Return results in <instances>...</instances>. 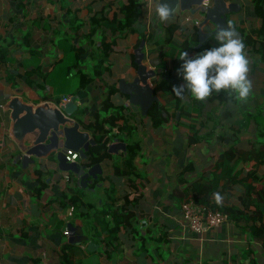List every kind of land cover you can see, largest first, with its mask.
I'll return each mask as SVG.
<instances>
[{
  "label": "crops",
  "instance_id": "1",
  "mask_svg": "<svg viewBox=\"0 0 264 264\" xmlns=\"http://www.w3.org/2000/svg\"><path fill=\"white\" fill-rule=\"evenodd\" d=\"M111 1L0 0V38L9 50L0 61V264H63L61 249L69 244V236L65 235L69 224L81 226L89 238L81 245H73L85 253L80 264H264V246L230 221L204 234L192 233L184 221L176 194L195 178L207 175L214 162L232 145L228 138L217 142L228 132L230 125L241 115L255 113L264 106L261 56L246 51L250 60L249 77L253 82L249 103L228 104L225 110L230 116L217 118L216 127L214 122H208L198 134L199 140L176 121L157 129L149 127L140 108L130 105L128 97L119 88L120 80L130 81L135 74L132 57L138 47L139 34L116 36L117 45L102 65V73L85 88L70 80L72 74L68 73V67L74 63L76 51H83L79 68L93 73V66L102 55L100 39L108 36L107 40H111L109 30H100L91 21V17L101 11L109 20L120 17V6L125 0H118L111 9L106 8L107 2ZM228 1L241 5L237 23L250 29L256 21L251 0ZM148 4L147 19L154 2L148 0ZM203 30L208 32L212 27L209 24ZM24 36H28V43L23 40ZM176 36L182 41L186 39L180 30L176 31ZM163 50V46L150 52L146 48L143 62L156 73L149 84L162 103L158 82L167 75V70H162L158 64ZM31 71L39 75L36 73L32 77L33 84L29 85L26 74ZM112 86L117 92L109 95ZM12 95H20L35 105L53 101L56 97L72 96L76 103L72 118L81 124V130L88 131L96 141V135H100L101 142L106 141L107 145L113 141L109 138V127L101 124L109 114L103 107L104 101L123 104L142 122L134 137L140 141V150L134 160L140 173V178L136 179L137 187L129 186L127 176L122 174V157L125 155L122 151L108 153L109 156H102L97 163L88 156V166L100 164L103 173L87 189L79 188L72 174L58 170L53 159H36L34 164L23 168L21 153L7 135L9 112L2 109ZM213 96L204 102V116L217 104L211 99ZM190 97L186 93L181 99L191 103ZM89 123L98 129L96 134L84 128V124ZM117 124L120 125L121 120ZM213 127L215 135L209 144L204 135ZM258 133L252 123L238 136L248 141ZM90 151L94 158L104 154L101 149ZM109 182L115 188L116 199L128 196V210L132 212L129 223L122 222L121 217H112L111 213L105 215L104 225L122 223L112 240H108L107 233L102 232L103 226L98 225L93 216L110 202V195L104 191ZM242 184L238 179L236 190L232 191L237 202L241 199ZM40 187L43 189L38 196ZM74 189H79L76 195L84 203L80 213L71 212L65 201L64 196L75 194ZM89 243L95 244L91 252L87 249Z\"/></svg>",
  "mask_w": 264,
  "mask_h": 264
},
{
  "label": "trees",
  "instance_id": "2",
  "mask_svg": "<svg viewBox=\"0 0 264 264\" xmlns=\"http://www.w3.org/2000/svg\"><path fill=\"white\" fill-rule=\"evenodd\" d=\"M112 0L107 2L106 8L111 9L115 2ZM251 5L256 18L255 24L250 29L242 26V23H237L239 13L230 14L228 21L231 22L236 29L241 33V38L246 45V51L249 53L259 54L264 63V0H251ZM148 0H125L121 3V16L114 17L109 20L104 11L94 14L91 21L97 25L100 30H109L111 40H107L108 36L100 39L101 59L93 66V73L85 72L79 68V57L82 50L76 51V59L74 63L68 67V73H72V68L79 69L77 75L79 79V87L85 88L89 85L95 77L102 73V65L113 52V47L117 45V37H126L129 34H139V43L141 41L150 42L154 37V30L151 27L149 19L145 16L148 14ZM105 9V8H104ZM180 30L181 35L186 37L185 41L180 40L176 36V31ZM28 36H24L25 43H28ZM138 43V45H139ZM198 45V28H182L179 24L163 29V34L159 42L153 46L148 47L149 52L155 50L158 46H163L164 50L160 54L159 68L167 70V75L158 82L160 90V97L164 103L158 101L153 103L147 114V126L152 128H160L170 121H176L179 125L187 127L197 138L202 128L207 127V123L212 121L217 126L219 121L217 118L223 116L228 118L229 111L225 110L228 104L237 105L234 98H230L228 93L221 92L219 94L213 93L211 99L216 100L217 104L205 116L203 110L204 102H199L191 98V103H186L183 99L177 97L173 93L174 86H180L185 81L179 73L183 61L178 56L181 52L187 51L190 58H195L204 51L213 47H218L217 42L212 36L200 47ZM8 47L0 38V61H3L8 55ZM134 63V57H132ZM105 70V69H104ZM36 71H31L26 74V83L33 84L32 77ZM38 74V73H37ZM39 75V74H38ZM41 76V75H40ZM117 92L115 86L109 90V95ZM54 102L59 103L60 98H53ZM104 109L109 112L106 118L101 122L105 127H109V138L113 142H123L126 144V152L122 157V174L127 176L128 184L133 189L137 187L136 179L140 178L134 160L140 150V141L135 140L139 130V124L142 123L137 120V117L127 110L123 104L113 105L109 100L104 101ZM264 106L259 108L255 113L247 112L241 115L233 124L230 125L228 132L217 139L220 143L225 139H229L232 145L226 149L221 158H218L207 175H201L191 181L182 192L177 191V200L181 203L183 201L194 202L200 208L219 211L227 215L228 221L241 227L245 232L249 233L251 237L264 246ZM180 116L176 120V114ZM185 116V118H182ZM121 120V124L117 121ZM183 120L185 122H183ZM254 123L258 128L259 133L248 140L243 141L238 135L243 129H248ZM207 132L204 137L210 144L215 135V129ZM84 128L92 130L95 134L98 129L89 123L84 124ZM97 144L93 148L95 150H103L104 154L94 158L93 153L89 150L88 156H91L93 163L99 162L104 156H109L108 146L106 141L101 142L100 135H96ZM54 160V156L52 158ZM250 168L249 171L247 169ZM132 177H134L132 179ZM241 179L243 183V190L240 193L241 199L237 202L234 199L233 190H236L237 180ZM100 182V179L99 181ZM38 196L41 195L43 187L38 188ZM106 194L110 195V202L99 212L93 216L98 225H102V232L107 233L108 240L113 239L120 230L121 222L117 221L112 225L105 224L103 218L106 214L111 213L112 217H121L122 222L129 223L132 217V212L129 208L128 196L121 199H116L113 193L115 188L111 182L104 188ZM75 194L64 196L65 201L77 213L84 203L81 201L78 194L79 189H74ZM219 193L222 197V202L217 204L215 201V194ZM134 201V200H132ZM121 203L117 206L115 203ZM80 213V212H79ZM82 216H86L81 214ZM96 232V231H94ZM96 235V233H95ZM97 237H100V232H97ZM63 264H80V259L85 255L83 251L70 244L62 246ZM248 251L245 252V254Z\"/></svg>",
  "mask_w": 264,
  "mask_h": 264
},
{
  "label": "water",
  "instance_id": "3",
  "mask_svg": "<svg viewBox=\"0 0 264 264\" xmlns=\"http://www.w3.org/2000/svg\"><path fill=\"white\" fill-rule=\"evenodd\" d=\"M205 0H180L177 13L168 22L159 21L154 8L149 18L154 30L153 40L150 42L141 41L134 50L135 74L130 81L120 80V91L128 97L129 104L138 106L141 114L147 117L148 111L153 103L158 102L149 80L156 76L153 70H149L143 64L146 58V48L159 42L163 29L179 24V19L185 14L201 15L204 21L198 27V45L200 48L218 29L228 27V17L240 11L241 5L228 0H209V5H203ZM161 3H172L174 0H159ZM205 24L214 27L212 31H204ZM233 25V24H232ZM234 26V25H233ZM235 31L241 38V33L234 26ZM190 94V93H189ZM4 112H9V127L7 135L15 143L21 153L20 160L23 168L34 164L35 160H49L54 156L57 169L72 174L79 188L87 189V186L96 181L102 175L103 170L100 164L88 166V155L91 147L97 142L88 131L81 130V124L72 118L76 110L74 99L60 105L53 101H44L40 104H32L23 100L20 95H12L2 107ZM179 113L176 114V118ZM109 154H117L120 151L126 152V144L113 142L107 145ZM59 151V152H57ZM71 151L78 153L80 161L69 163L66 160V153ZM68 243L81 245L89 238L82 231L79 225H68ZM94 243L88 244V251H92Z\"/></svg>",
  "mask_w": 264,
  "mask_h": 264
},
{
  "label": "clouds",
  "instance_id": "4",
  "mask_svg": "<svg viewBox=\"0 0 264 264\" xmlns=\"http://www.w3.org/2000/svg\"><path fill=\"white\" fill-rule=\"evenodd\" d=\"M174 2L175 7L172 3L156 0L155 13L159 21L168 22L177 13L180 0ZM212 38L218 47L208 49L195 58H190L187 51L179 54L178 58L183 61L179 73L185 83L174 86L173 93L179 98L190 93L194 100L206 102L213 93L223 91L238 105L248 104L253 94V82L249 77L250 60L243 39L231 22L228 27L218 29ZM215 201L217 204L222 202L219 193L215 194Z\"/></svg>",
  "mask_w": 264,
  "mask_h": 264
},
{
  "label": "built area",
  "instance_id": "5",
  "mask_svg": "<svg viewBox=\"0 0 264 264\" xmlns=\"http://www.w3.org/2000/svg\"><path fill=\"white\" fill-rule=\"evenodd\" d=\"M153 1V0H150ZM204 6L209 5V0L203 2ZM203 19V16L197 15H190L185 13L179 19V25L182 28H193L199 27L200 22ZM72 100V96H65L62 97L60 101V105H64L65 103ZM59 152V151H57ZM67 162L74 163L80 161V156L78 153H73L68 151L65 155ZM181 213L186 222L190 231L194 234L200 235L206 233L211 228H217L222 226L223 224L228 222L227 215L219 211H212L204 208H200L194 202L190 201H183L181 203ZM73 208H71V212ZM65 235H68V230L65 231Z\"/></svg>",
  "mask_w": 264,
  "mask_h": 264
},
{
  "label": "rangeland",
  "instance_id": "6",
  "mask_svg": "<svg viewBox=\"0 0 264 264\" xmlns=\"http://www.w3.org/2000/svg\"><path fill=\"white\" fill-rule=\"evenodd\" d=\"M71 70H72V73H71L72 74L71 75L72 77L70 78L71 82H73V81L76 82L77 81L79 83V80H80L79 78L80 77L77 75V71L78 70H76V68H72ZM60 100H61V98H60Z\"/></svg>",
  "mask_w": 264,
  "mask_h": 264
},
{
  "label": "flooded vegetation",
  "instance_id": "7",
  "mask_svg": "<svg viewBox=\"0 0 264 264\" xmlns=\"http://www.w3.org/2000/svg\"><path fill=\"white\" fill-rule=\"evenodd\" d=\"M239 13V12H238ZM203 21H204V18L201 20V22H200V24H202L203 23ZM205 25H209V24H205ZM210 26L212 27V30H214V27L210 24ZM204 27H206V26H204ZM203 27V28H204ZM195 28H198V27H195ZM212 30H210V31H212Z\"/></svg>",
  "mask_w": 264,
  "mask_h": 264
}]
</instances>
